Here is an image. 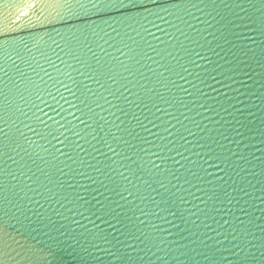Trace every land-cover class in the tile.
<instances>
[{
  "label": "water",
  "instance_id": "water-1",
  "mask_svg": "<svg viewBox=\"0 0 264 264\" xmlns=\"http://www.w3.org/2000/svg\"><path fill=\"white\" fill-rule=\"evenodd\" d=\"M0 264H264V0H0Z\"/></svg>",
  "mask_w": 264,
  "mask_h": 264
}]
</instances>
